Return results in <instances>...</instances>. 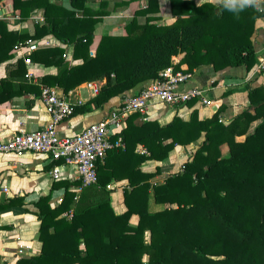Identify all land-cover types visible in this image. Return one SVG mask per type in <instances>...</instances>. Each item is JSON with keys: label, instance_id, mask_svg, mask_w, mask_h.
Masks as SVG:
<instances>
[{"label": "trees", "instance_id": "obj_1", "mask_svg": "<svg viewBox=\"0 0 264 264\" xmlns=\"http://www.w3.org/2000/svg\"><path fill=\"white\" fill-rule=\"evenodd\" d=\"M66 1L68 6L61 0H12L21 20L36 9L43 10V20L34 23L31 33L9 29L0 20V64L14 57L19 43L52 35L71 45L74 62L66 61L62 46L32 50L26 56L33 63L57 68L56 73L43 75L41 83L67 93L83 82L104 79L89 100L102 106L157 79L169 66L185 73L201 65L215 70L243 66L249 71L257 61L252 34L264 12L249 8L237 17L220 3L170 0L173 22L156 23L147 16L140 23L139 15L157 10L156 0H149L146 7L135 10L124 34L102 35L94 44L95 26L106 11L91 9L87 0ZM179 53L184 55L173 62ZM183 64L186 68H181ZM26 72L24 58L18 57L0 78V102L24 91L40 93L38 85L22 80ZM13 78H20L16 87ZM248 97L249 107L228 122L220 119V109L205 118L195 109L189 120L174 115L165 124L141 120L137 112L129 114L120 134L123 147L107 150L97 163L96 184L84 186L75 198L70 186L81 185L79 180L58 182L55 185L64 186L65 192L54 207L49 195L40 197L36 205L41 252L16 264H264L263 87L251 88ZM83 108L74 104L73 114ZM200 138L181 171L151 182L160 170H141L143 161L163 160L175 145ZM139 143L145 153L136 152ZM224 145L227 155L222 152ZM113 179L128 181L122 213L114 212L104 190ZM97 195L100 198L94 201ZM151 200L164 206L154 210ZM14 204L10 200L0 209ZM71 208V218L60 216ZM133 214L138 217L136 224L129 222Z\"/></svg>", "mask_w": 264, "mask_h": 264}, {"label": "crops", "instance_id": "obj_2", "mask_svg": "<svg viewBox=\"0 0 264 264\" xmlns=\"http://www.w3.org/2000/svg\"><path fill=\"white\" fill-rule=\"evenodd\" d=\"M54 1V0H52ZM59 1V0H56ZM149 0H87L86 5L93 10L106 11L102 20L96 24L94 30V44L102 35L124 34L125 24L129 22L135 10L148 5ZM205 1L219 4V0H194L199 4ZM61 3L68 6V1L61 0ZM157 10L145 15L138 16V22L143 23L147 16L154 18V22L168 24L175 20L172 14L170 0H156ZM0 20L8 24L9 29L27 30L30 33L34 30L35 22H42L43 10H34L28 19L21 20L18 13L13 11L12 0L0 1ZM54 42L53 45L62 46L68 52L66 61L69 64L74 62L72 58V47L64 44L52 35L45 36ZM252 41L256 52V64L247 71L243 66H230L221 70H215L210 65H201L195 68L190 77L180 85L181 88L201 87L204 95L211 100L210 105H203L194 99L184 104L168 105L158 101H151L146 113L148 119H155L160 124L167 123L174 115H178L184 120H189L193 110H197L200 118L211 117L220 109L219 116L223 122H228L236 114L249 107L248 97L251 88L262 86L264 90V70L258 68V62L264 57V15L255 21ZM29 52L26 49L14 52V57L0 64V78L6 76L9 69L18 57L26 56ZM93 53V50H91ZM184 53H179L174 57L178 62ZM29 76H24L22 80L36 84L39 88L42 76L54 74L57 71L55 66H44L41 63L31 62L26 64ZM186 68V65H181ZM13 84L18 86L20 78H13ZM104 79L90 80L81 83L67 93L60 87L50 86L58 94L67 97L72 103L84 106V110L76 112L61 121L58 125V132L61 136H69L79 132L85 126L97 122L105 117L115 106L119 105L125 96L138 91L146 83L126 90L122 95L112 97L102 106L89 103L97 93L88 85L93 82L100 87ZM86 107V109H85ZM50 115L46 112L44 103L39 94L31 91H24L13 96L7 101L0 102V141L11 138L20 129L36 130L44 127L50 121ZM125 127V126H124ZM202 138L187 145H175L163 160L148 159L140 164L143 171L153 172L156 169L160 173H176L182 170L185 161L191 158ZM136 152H144L142 144H137ZM53 161L47 155L32 151L25 152L17 157L12 153H0V204L15 200L14 205L0 209V264H16L21 258L37 256L41 252L42 242L38 238L40 225L39 208L36 203L40 197L49 195V204L56 206L62 201L64 196V186L55 185L61 181L74 182L77 180L76 170L72 166H62L60 176L53 178L50 173ZM162 181V180H161ZM112 187L104 190L108 192L110 204L115 213H122L126 210L123 201V191L128 186L126 179L111 180ZM81 187V188H80ZM84 187V186H83ZM82 186L72 185L77 197L82 191ZM21 201L20 203H17ZM164 205L155 204L150 201V208L157 210ZM70 210L73 211L71 208ZM69 210V211H70ZM63 212L60 216H66ZM71 218V217H70ZM137 215L130 218L131 224L137 223ZM148 237V232H145Z\"/></svg>", "mask_w": 264, "mask_h": 264}, {"label": "built area", "instance_id": "obj_3", "mask_svg": "<svg viewBox=\"0 0 264 264\" xmlns=\"http://www.w3.org/2000/svg\"><path fill=\"white\" fill-rule=\"evenodd\" d=\"M54 42L49 38H29L25 43H19L17 50L32 51L38 47L51 46ZM65 44V43H64ZM63 56L67 58L68 52ZM25 64L32 61L23 56ZM175 62L174 57L172 58ZM258 68L264 70V57L258 62ZM29 76V71L25 74ZM191 73L175 71L172 66L163 69L157 79L151 80L131 95L125 96L122 102L102 119L91 123L79 132L61 136L58 125L73 114L74 105L65 96L58 94L47 85L40 87V97L44 103L46 112L50 115V121L44 127L36 130L20 129L6 141H0V153H12L17 157L27 151L42 153L53 161L50 173L53 178L60 176L62 166H72L76 170L77 180L80 186L97 183L96 166L102 161L107 150L123 147L121 131L125 126V119L129 114L139 113L141 120L148 119L146 113L151 101H158L168 105L184 104L196 99L203 105L212 102L204 95V89L198 86L187 89L180 85L190 77ZM97 93L99 87L88 82ZM117 136L113 140L112 136ZM145 153V150H144ZM111 188L110 184L106 185ZM81 188V187H80ZM77 198V196H75ZM69 218L73 211L65 213Z\"/></svg>", "mask_w": 264, "mask_h": 264}, {"label": "clouds", "instance_id": "obj_4", "mask_svg": "<svg viewBox=\"0 0 264 264\" xmlns=\"http://www.w3.org/2000/svg\"><path fill=\"white\" fill-rule=\"evenodd\" d=\"M222 8L235 14H239L249 8L257 11L264 12V0H219Z\"/></svg>", "mask_w": 264, "mask_h": 264}, {"label": "water", "instance_id": "obj_5", "mask_svg": "<svg viewBox=\"0 0 264 264\" xmlns=\"http://www.w3.org/2000/svg\"><path fill=\"white\" fill-rule=\"evenodd\" d=\"M1 1V0H0ZM169 176L168 173H160V174H157L153 177H151L150 181L151 182H157V181H161V180H164L165 178H167Z\"/></svg>", "mask_w": 264, "mask_h": 264}, {"label": "rangeland", "instance_id": "obj_6", "mask_svg": "<svg viewBox=\"0 0 264 264\" xmlns=\"http://www.w3.org/2000/svg\"><path fill=\"white\" fill-rule=\"evenodd\" d=\"M243 138H244V136H238V137H237L238 140H242ZM222 152H223V154H225V155L228 154V148H227L226 145H224V146L222 147ZM92 198H93V200L95 201V200H97V199L100 198V195H97V196L92 197ZM147 239H148V237H147Z\"/></svg>", "mask_w": 264, "mask_h": 264}]
</instances>
